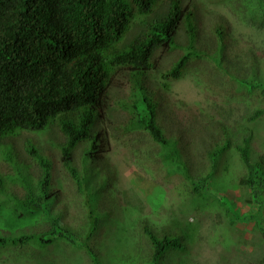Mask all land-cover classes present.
Segmentation results:
<instances>
[{
	"label": "rangeland",
	"instance_id": "374dc122",
	"mask_svg": "<svg viewBox=\"0 0 264 264\" xmlns=\"http://www.w3.org/2000/svg\"><path fill=\"white\" fill-rule=\"evenodd\" d=\"M178 1L193 13L198 57L180 79L162 77L189 51L182 24L176 46L159 55L157 70L143 84L169 150L146 132L128 129L119 102L128 98L130 86L115 89L112 113L95 126L106 130L96 158L85 157L88 143L75 149L76 181L61 165L63 137L55 126L3 139L0 264H262L264 188L239 186L249 171L236 147L249 138L250 163L261 162L264 171V114L252 119L264 110V23L249 19L264 10V0ZM167 2L157 0L147 18L165 13ZM28 141L50 159L48 188L56 197L25 210L18 170L32 187L40 176ZM143 226L158 238L178 240L180 247L152 260ZM44 233L52 243L42 246L36 236ZM21 235L28 240L14 244Z\"/></svg>",
	"mask_w": 264,
	"mask_h": 264
},
{
	"label": "trees",
	"instance_id": "16d2710c",
	"mask_svg": "<svg viewBox=\"0 0 264 264\" xmlns=\"http://www.w3.org/2000/svg\"><path fill=\"white\" fill-rule=\"evenodd\" d=\"M156 1L0 0V142L21 132L41 133L55 126L63 137L58 147L61 165L76 181L75 149L88 143L85 157L96 158V152L104 146L106 130L95 126L106 122L112 113L115 89L130 86L128 98L119 102L128 115V129L146 132L153 142L169 150L170 142L156 122L155 103L143 84L147 75L157 70L159 55L176 46V35L184 24L189 51L162 75L173 81L180 79L188 63L198 57L194 48L196 28L193 13L187 6L182 8L178 0H168L166 12L149 20ZM249 19L263 25L264 10L252 13ZM215 65L217 70L221 68L219 62ZM261 114L264 110H257L252 119ZM28 142V152L39 166L40 176L32 187L23 180L30 178L18 170L25 187L19 203L25 210L26 206L39 208L56 197L48 188L50 159ZM248 144L249 138H244L243 145L236 147L249 171L238 184L250 189L260 185L262 190V163H250ZM212 154H207L209 159ZM52 224L57 226V222ZM141 230L153 247L152 260H159L166 249L180 247L178 240L158 238L147 226ZM44 235L36 239L42 246L51 244L52 239H44ZM24 239L28 237H15L13 243ZM85 248L96 262L92 251Z\"/></svg>",
	"mask_w": 264,
	"mask_h": 264
},
{
	"label": "clouds",
	"instance_id": "9594fccd",
	"mask_svg": "<svg viewBox=\"0 0 264 264\" xmlns=\"http://www.w3.org/2000/svg\"><path fill=\"white\" fill-rule=\"evenodd\" d=\"M63 167V166H62Z\"/></svg>",
	"mask_w": 264,
	"mask_h": 264
}]
</instances>
